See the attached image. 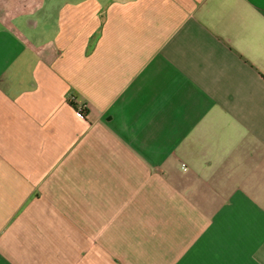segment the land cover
<instances>
[{
  "label": "crops",
  "instance_id": "0c3cea01",
  "mask_svg": "<svg viewBox=\"0 0 264 264\" xmlns=\"http://www.w3.org/2000/svg\"><path fill=\"white\" fill-rule=\"evenodd\" d=\"M0 264H264V0H0Z\"/></svg>",
  "mask_w": 264,
  "mask_h": 264
}]
</instances>
